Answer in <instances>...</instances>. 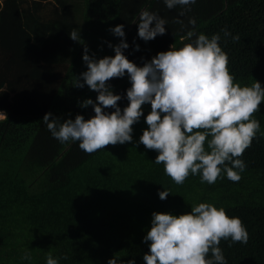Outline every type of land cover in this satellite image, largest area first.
Returning a JSON list of instances; mask_svg holds the SVG:
<instances>
[{
    "label": "trees",
    "instance_id": "16d2710c",
    "mask_svg": "<svg viewBox=\"0 0 264 264\" xmlns=\"http://www.w3.org/2000/svg\"><path fill=\"white\" fill-rule=\"evenodd\" d=\"M190 7L179 17L180 7L169 10L164 0H0V110L7 114L0 120V264H46L48 253L68 257L59 264H107L113 255L144 264L149 249L142 238L151 214L180 215L200 202L223 207L249 233L247 244L221 240L227 264H264V102L254 114L260 131L241 157V180L232 182L222 172L211 185L191 174L177 185L163 164L154 163L157 152L139 143L149 104L132 126L135 144L107 145L92 154L79 142L60 143L42 122L47 112L61 120L94 115L79 102H95L97 93L73 86L87 70L83 44L97 58L113 56L106 42H120L109 31L118 24L129 45L124 55L142 66L170 45L179 49L190 42L192 26L181 30L174 20L187 25L194 17L197 34H220L234 82L251 86L256 80L264 87V0H196ZM145 9L168 21L166 33L148 42L137 35ZM72 30L79 32L78 42L70 39ZM108 83L122 96L123 110L131 86L127 74ZM163 190L170 192L165 200L158 196ZM25 250L30 260L21 259Z\"/></svg>",
    "mask_w": 264,
    "mask_h": 264
},
{
    "label": "clouds",
    "instance_id": "9594fccd",
    "mask_svg": "<svg viewBox=\"0 0 264 264\" xmlns=\"http://www.w3.org/2000/svg\"><path fill=\"white\" fill-rule=\"evenodd\" d=\"M195 3L196 0H164L169 10L180 7L179 17L186 16ZM167 23L157 12L145 9L138 16L137 35L145 42L154 40L166 33ZM174 23L181 25V30L192 26L186 33L190 42L179 49L170 45L142 66L124 55L129 45L123 24L109 29L120 38L115 45L106 42L113 56L97 58L83 44L82 61L87 70L75 76L73 86L82 89L87 85L97 93L95 102L91 98L79 102L81 108L91 106L94 115L85 119L77 114L74 119L61 120L47 112L42 122L60 143L79 142L81 150L92 154L107 145L135 144L132 126L144 115L142 106L149 104L151 110L144 116L147 127L142 130L139 143L157 152L154 163L163 164L166 175L177 185H182L190 174L199 175L201 183L211 185L221 178L222 172L230 181L239 182L246 169L241 157L260 131L254 114L264 102V87L256 80L251 86L234 82L228 68L229 57L219 45V33L210 38L197 34L194 17H188L187 25L179 18ZM221 31L225 37L231 35L227 29ZM69 37L74 42L80 40L76 30ZM231 38L234 42L240 40L239 35ZM133 47L139 51L135 42ZM126 74L131 86L126 90L128 104L122 110L118 106L122 96L113 93L108 81ZM109 108L113 111H106ZM5 119L7 114L0 110V120ZM169 195L167 190L158 191L161 200ZM151 215V227L142 238L149 249L143 255L144 264H227L219 246L221 240L241 244L249 240L241 219L229 217L223 207L212 203L200 202L180 215ZM21 259L30 260V252L25 250ZM61 259L68 257L54 258L48 253L46 264H59ZM107 264L135 261L113 255Z\"/></svg>",
    "mask_w": 264,
    "mask_h": 264
},
{
    "label": "rangeland",
    "instance_id": "374dc122",
    "mask_svg": "<svg viewBox=\"0 0 264 264\" xmlns=\"http://www.w3.org/2000/svg\"><path fill=\"white\" fill-rule=\"evenodd\" d=\"M45 4H42V6H44Z\"/></svg>",
    "mask_w": 264,
    "mask_h": 264
}]
</instances>
